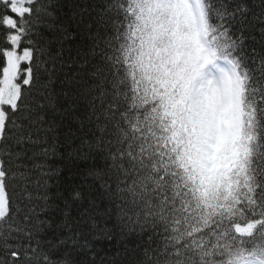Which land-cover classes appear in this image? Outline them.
<instances>
[{
    "label": "snow or ice",
    "instance_id": "obj_1",
    "mask_svg": "<svg viewBox=\"0 0 264 264\" xmlns=\"http://www.w3.org/2000/svg\"><path fill=\"white\" fill-rule=\"evenodd\" d=\"M0 264H264V0H0Z\"/></svg>",
    "mask_w": 264,
    "mask_h": 264
},
{
    "label": "trees",
    "instance_id": "obj_2",
    "mask_svg": "<svg viewBox=\"0 0 264 264\" xmlns=\"http://www.w3.org/2000/svg\"><path fill=\"white\" fill-rule=\"evenodd\" d=\"M59 167H63V165H58ZM68 176V173L65 171V172H62L61 173V177L63 178V177H67ZM55 189H53V191H54Z\"/></svg>",
    "mask_w": 264,
    "mask_h": 264
}]
</instances>
